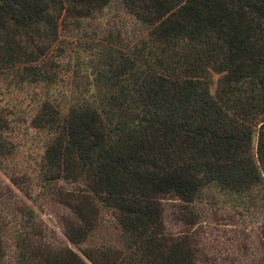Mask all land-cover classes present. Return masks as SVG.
Masks as SVG:
<instances>
[{
	"label": "trees",
	"instance_id": "1",
	"mask_svg": "<svg viewBox=\"0 0 264 264\" xmlns=\"http://www.w3.org/2000/svg\"><path fill=\"white\" fill-rule=\"evenodd\" d=\"M114 4L133 31L110 30L58 87L69 21ZM0 74L43 89L30 124L47 133L40 192L11 175L31 203L0 202V264H198L191 235L166 230L163 199L188 215L205 194L226 200L209 189L264 205V0H0ZM9 128L0 108V161ZM39 197L68 207L64 234L85 259L48 239ZM106 221L120 245L90 242Z\"/></svg>",
	"mask_w": 264,
	"mask_h": 264
},
{
	"label": "rangeland",
	"instance_id": "2",
	"mask_svg": "<svg viewBox=\"0 0 264 264\" xmlns=\"http://www.w3.org/2000/svg\"><path fill=\"white\" fill-rule=\"evenodd\" d=\"M93 15L80 18L79 23L70 20L65 28L63 35L67 36L65 39H68L73 51L62 58V64L69 68L61 74L64 81L58 87L70 81L72 69L86 60V55L93 56L97 52L110 30L119 31L122 36H126L135 28L133 18L118 4ZM83 44L87 45L85 49ZM216 77L217 74H214L212 89H215ZM42 93L43 89L38 86H18L6 78L5 74H0V108L9 119L10 128L6 135L14 150L0 161V195L6 196L0 202L6 201V207L14 205V195L31 203V198L17 187L11 175L22 176L23 182L20 185H31L34 193L40 192L39 186L34 185L32 168L39 160L47 133L33 127L30 119L38 102L35 95ZM60 183L65 188L76 185ZM208 191L219 194L221 199L226 200L222 204L213 203L211 199L217 200L218 197L214 199L205 194L189 207L193 213L191 215L186 212L187 204L177 199H163L161 206L166 230L175 235H191L189 241L198 251V264H264V205L244 208L241 203H235L234 198L226 197L217 189ZM260 194H264V191ZM33 206L46 226L48 239L54 244L72 248L84 258L81 247L72 243L64 234L61 215L69 213L68 207L58 198L51 200L46 197L37 198ZM108 224L109 221L103 222L95 231L90 239L92 244L104 242L120 245L116 230L108 227Z\"/></svg>",
	"mask_w": 264,
	"mask_h": 264
}]
</instances>
